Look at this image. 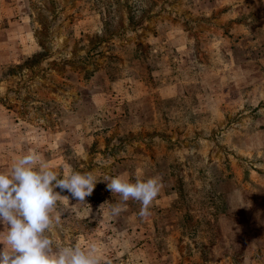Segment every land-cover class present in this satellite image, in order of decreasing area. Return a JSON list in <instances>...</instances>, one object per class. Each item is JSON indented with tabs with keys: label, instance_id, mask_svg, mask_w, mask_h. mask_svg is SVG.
Listing matches in <instances>:
<instances>
[{
	"label": "rangeland",
	"instance_id": "374dc122",
	"mask_svg": "<svg viewBox=\"0 0 264 264\" xmlns=\"http://www.w3.org/2000/svg\"><path fill=\"white\" fill-rule=\"evenodd\" d=\"M31 150L101 179L61 193L58 246L264 264V0H0V170ZM121 173L162 178L149 216L110 215Z\"/></svg>",
	"mask_w": 264,
	"mask_h": 264
},
{
	"label": "clouds",
	"instance_id": "9594fccd",
	"mask_svg": "<svg viewBox=\"0 0 264 264\" xmlns=\"http://www.w3.org/2000/svg\"><path fill=\"white\" fill-rule=\"evenodd\" d=\"M100 180L92 171H72L61 178L35 150L0 170V224L4 225L0 231V264H106L95 243L86 248L80 244L58 246L51 235L54 224L60 222V215L55 213L64 196L61 193L67 191L78 202L86 203L85 197ZM103 181L120 198L110 205L113 217L125 211L130 200L141 205L140 217L149 216L162 188L159 175L121 173Z\"/></svg>",
	"mask_w": 264,
	"mask_h": 264
},
{
	"label": "crops",
	"instance_id": "0c3cea01",
	"mask_svg": "<svg viewBox=\"0 0 264 264\" xmlns=\"http://www.w3.org/2000/svg\"><path fill=\"white\" fill-rule=\"evenodd\" d=\"M260 132H262V131L257 132L258 136H261V135H260ZM242 135H245L244 131L242 132ZM242 137H243V136H242ZM247 137H249V136H247ZM244 142H248L247 138L244 139ZM260 147H261V145L259 144V145H258V148H260ZM244 150H245V148H242V151H244ZM261 151H262V150H261ZM263 166H264V165H263ZM260 183H262V184H260V185H263V186H264V182H260Z\"/></svg>",
	"mask_w": 264,
	"mask_h": 264
}]
</instances>
